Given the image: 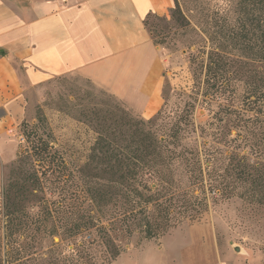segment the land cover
<instances>
[{
	"label": "trees",
	"instance_id": "1",
	"mask_svg": "<svg viewBox=\"0 0 264 264\" xmlns=\"http://www.w3.org/2000/svg\"><path fill=\"white\" fill-rule=\"evenodd\" d=\"M235 12L234 23L207 33V50L189 45L197 88L173 120L161 111L143 119L110 94L118 104L85 93L79 119L95 137L74 170L52 135L21 124L24 148L1 189L0 264H109L122 251L116 242L134 233L148 242L197 219L211 199L205 176L207 194L230 199L240 189L237 197L264 208V0H238ZM170 14L183 20L177 0ZM151 17L163 18L147 15L150 34ZM84 97L92 106L82 107ZM197 97L216 133L195 130Z\"/></svg>",
	"mask_w": 264,
	"mask_h": 264
},
{
	"label": "rangeland",
	"instance_id": "2",
	"mask_svg": "<svg viewBox=\"0 0 264 264\" xmlns=\"http://www.w3.org/2000/svg\"><path fill=\"white\" fill-rule=\"evenodd\" d=\"M237 1L177 0L183 20L175 21L170 14V8L174 5V0H171L168 12L160 15L163 18L148 19L147 26L151 30L152 40L165 59L163 105L159 111L162 116H168L170 121L181 115L189 100L188 96H193L197 88L193 83V65L189 56L195 47L189 48V45L196 44V47L202 46L203 50H207V33L216 29L214 24L223 26L226 21L234 23L238 16L235 12ZM32 91L23 123L39 125L41 132L52 135L55 147L63 152L71 169L83 166L95 134L88 124L79 119V100L90 92L96 101L113 105L118 103L106 91L76 75L55 77ZM196 100L192 114L195 130L199 134L216 133L218 124L213 119V112L199 105L202 102L200 98ZM81 105L85 108L91 104L85 98ZM20 128L21 125L15 140L14 157L19 143L24 148ZM235 134L236 130L233 129L231 136ZM11 163L4 169L3 184ZM207 178L204 177L202 187L204 194L216 201L207 199L208 207L197 219H184L159 238L148 242L136 233L128 240L116 242L122 251L109 264H264V208L237 197L236 193L240 189L230 199L218 197V191L207 194V189H210ZM76 184V179L68 183V196L74 194L72 191L76 189ZM216 189L221 192V185ZM195 195L202 196L200 191ZM71 197V200H76L74 195ZM2 211L0 190V217ZM57 242L55 238L54 243ZM236 246L239 252H235Z\"/></svg>",
	"mask_w": 264,
	"mask_h": 264
},
{
	"label": "crops",
	"instance_id": "3",
	"mask_svg": "<svg viewBox=\"0 0 264 264\" xmlns=\"http://www.w3.org/2000/svg\"><path fill=\"white\" fill-rule=\"evenodd\" d=\"M171 0H0V190L28 97L76 75L143 119L162 107L165 59L144 20ZM18 151V150H17Z\"/></svg>",
	"mask_w": 264,
	"mask_h": 264
},
{
	"label": "water",
	"instance_id": "4",
	"mask_svg": "<svg viewBox=\"0 0 264 264\" xmlns=\"http://www.w3.org/2000/svg\"><path fill=\"white\" fill-rule=\"evenodd\" d=\"M234 250H235V252L236 251L239 252V247L236 246V248Z\"/></svg>",
	"mask_w": 264,
	"mask_h": 264
},
{
	"label": "built area",
	"instance_id": "5",
	"mask_svg": "<svg viewBox=\"0 0 264 264\" xmlns=\"http://www.w3.org/2000/svg\"><path fill=\"white\" fill-rule=\"evenodd\" d=\"M213 194H215V193H213Z\"/></svg>",
	"mask_w": 264,
	"mask_h": 264
}]
</instances>
